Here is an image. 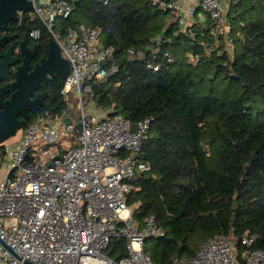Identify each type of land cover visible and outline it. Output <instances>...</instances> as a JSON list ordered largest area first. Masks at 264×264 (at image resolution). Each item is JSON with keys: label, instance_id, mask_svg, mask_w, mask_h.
<instances>
[{"label": "trees", "instance_id": "trees-1", "mask_svg": "<svg viewBox=\"0 0 264 264\" xmlns=\"http://www.w3.org/2000/svg\"><path fill=\"white\" fill-rule=\"evenodd\" d=\"M232 6L231 53L222 36L219 44L211 35L212 26L182 30L171 11L147 0H76L55 26L62 34L80 25L99 28L103 44L116 49L117 73L89 81L88 101L132 124L152 120L141 154L151 169L131 182L128 205L139 220L153 215L166 231L146 242L157 264L193 258L217 235L240 254L247 232L264 247V0ZM25 16L47 54L50 33ZM63 88L59 78L26 126L46 111H68ZM106 254L125 257V241L112 239Z\"/></svg>", "mask_w": 264, "mask_h": 264}, {"label": "built area", "instance_id": "built-area-1", "mask_svg": "<svg viewBox=\"0 0 264 264\" xmlns=\"http://www.w3.org/2000/svg\"><path fill=\"white\" fill-rule=\"evenodd\" d=\"M32 1L36 19L71 65L64 101L76 98L82 115L76 123L67 113L46 111L23 128L17 141L0 145V264H157L145 252L146 242L165 237L166 231L153 215L136 220V208L128 205L131 182L151 169L141 154L152 120L132 124L121 114L86 112L87 83L117 73L116 49L103 44L99 28L80 25L66 34L55 29L61 18L72 14L76 0ZM147 1L171 11L172 22L182 30L200 7L212 22L211 35L221 32L231 42L224 0ZM240 2L229 0L230 5ZM32 35L39 38L40 31ZM89 102L97 107L94 99ZM59 141V146L47 148ZM114 238L125 241L121 259L106 254ZM258 241L257 234L245 233L239 256L232 240L217 235L202 243L195 257L173 264H264V247Z\"/></svg>", "mask_w": 264, "mask_h": 264}, {"label": "water", "instance_id": "water-1", "mask_svg": "<svg viewBox=\"0 0 264 264\" xmlns=\"http://www.w3.org/2000/svg\"><path fill=\"white\" fill-rule=\"evenodd\" d=\"M34 3L32 0H0V30H7L11 21L20 20L23 13H29L33 10ZM24 22L25 19H22ZM11 38H0V46L8 42ZM11 48L4 54V61L0 64V78L8 79L9 67L15 65L16 61L9 59ZM30 62L25 59L24 63L17 68L16 80L0 87V145L16 136L17 133L26 126L32 116H37L40 106L43 105L41 96L38 95L32 99L36 90L41 86V82L48 81V75L61 77L65 82L67 76L71 72V65L62 55L58 43L50 39L48 42V59L43 60L42 64L29 72ZM13 87L15 92L11 98L4 101L3 95ZM20 115L24 119H20ZM66 124H70L69 118L65 119ZM81 128V124L77 125V129ZM131 130L135 131L136 126L131 125ZM237 205V200L235 201ZM31 264V263H28Z\"/></svg>", "mask_w": 264, "mask_h": 264}, {"label": "flooded vegetation", "instance_id": "flooded-vegetation-1", "mask_svg": "<svg viewBox=\"0 0 264 264\" xmlns=\"http://www.w3.org/2000/svg\"><path fill=\"white\" fill-rule=\"evenodd\" d=\"M25 14L30 17L31 21L34 20L31 12L23 13L20 20L15 21L17 23L15 27L13 25L12 27L10 26V23L13 22L11 21L8 24L7 30H0V38H11L8 42L0 46V64L5 59L3 55L6 54L10 48L11 54L9 59L16 61L15 65L9 67V70L11 71L9 74V78H0V87H3L8 83H13L16 80L17 68L24 63L25 59H28L30 62L29 72L33 71L37 65L42 64L43 60L48 59V52L47 54H43V52L39 50L38 39H40L41 37L36 38L32 35L33 31L29 23L26 22ZM22 19H25V21L23 22ZM59 78L61 77L58 75H48V81H42L40 88L36 90L32 99H35L38 95H40L43 101V105L40 106L39 111L44 107L45 102L50 98V89L56 87ZM14 92L15 90L12 86H10V90L3 95V100L6 101L10 99ZM20 119H24V117L20 115ZM29 121H26V124Z\"/></svg>", "mask_w": 264, "mask_h": 264}, {"label": "rangeland", "instance_id": "rangeland-1", "mask_svg": "<svg viewBox=\"0 0 264 264\" xmlns=\"http://www.w3.org/2000/svg\"><path fill=\"white\" fill-rule=\"evenodd\" d=\"M247 1H244V3H243V5L241 6V8L243 7V8H245L246 6H247ZM242 8V9H243ZM223 11H224V9H223ZM242 11V10H241ZM31 14H32V16H33V18H34V20H37L36 19V14H35V12L32 10L31 11ZM226 20H228L227 18H226ZM235 21L233 20V23H234ZM223 37V43H225L226 44V46H227V51L229 52V53H231V49H232V46H230V44L228 43V42H226V40H225V35L223 34V33H219V36H217L216 37V41L219 43V44H222L221 43V38L220 37ZM215 41V42H216ZM205 87V86H204ZM86 104H88L89 106H87L86 107V112H88V113H91V114H94V115H97V116H100L101 115V113H102V111H100L99 110V108L98 107H96L95 106V104H92V102L90 103L89 101H87L86 100ZM98 108V109H97ZM68 113V115L69 116H71L74 120H75V122L76 123H78L79 122V120H80V118H81V115H82V111H81V109H79L78 108V106H77V99L76 98H74L73 96H70L69 97V101H68V111H67ZM101 112V113H100ZM78 130V129H77ZM77 130L75 131V132H71V134H70V138L71 137H73V138H75L76 137V135H77ZM22 132H23V129L22 130H20L18 133H17V135L16 136H14V137H12L11 139H9L8 141H6V143H13V142H15V141H17L19 138H20V136H21V134H22ZM59 144H60V141L59 142H57V143H54V144H51L50 146H48L47 148H50V147H52V146H59ZM3 170H1L0 171V179L3 177ZM135 217V219L136 220H138L139 221V218L137 217V215H135L134 216ZM150 245H152V242H150ZM237 250V249H236ZM237 253H238V255L240 254V252L237 250ZM243 253V252H242ZM241 253V254H242ZM240 254V255H241Z\"/></svg>", "mask_w": 264, "mask_h": 264}, {"label": "crops", "instance_id": "crops-1", "mask_svg": "<svg viewBox=\"0 0 264 264\" xmlns=\"http://www.w3.org/2000/svg\"><path fill=\"white\" fill-rule=\"evenodd\" d=\"M187 7H189V4H187ZM233 7L234 6L230 5L229 0L223 1L222 8L224 9L225 17L228 19L227 20L228 21L227 25H228V29H229L228 37L231 39H232L231 28L233 27L232 18H233V16H235V9H233ZM194 26H197L200 29H208V28H211V26H212V22H211L210 18L203 13V11L201 10L200 7L195 8V14L189 15L188 24L186 25L185 31H187L189 28H192ZM66 113H68V112H66ZM103 114H105V113L102 112L100 116H102Z\"/></svg>", "mask_w": 264, "mask_h": 264}]
</instances>
